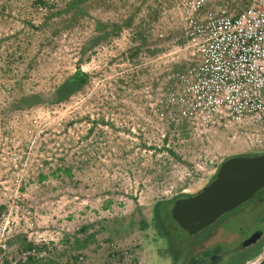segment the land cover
Masks as SVG:
<instances>
[{"label":"rangeland","instance_id":"1","mask_svg":"<svg viewBox=\"0 0 264 264\" xmlns=\"http://www.w3.org/2000/svg\"><path fill=\"white\" fill-rule=\"evenodd\" d=\"M6 1L0 34L18 33L26 51L25 84L0 83V213L13 210L3 264L34 240L51 249L27 264H66L81 254L102 263L113 247L130 245L140 264H202L251 234L259 216L228 224V212L191 239L167 213L164 225L154 217L156 202L198 192L228 157L264 152L248 135L264 132L260 124L199 125L167 103L175 68L197 57L184 39L182 0ZM253 1L210 0L204 15L235 14ZM78 65L91 82L55 101L56 86ZM33 93L43 101L12 104ZM262 202L264 191L236 214Z\"/></svg>","mask_w":264,"mask_h":264},{"label":"built area","instance_id":"2","mask_svg":"<svg viewBox=\"0 0 264 264\" xmlns=\"http://www.w3.org/2000/svg\"><path fill=\"white\" fill-rule=\"evenodd\" d=\"M210 0H182L184 39L196 49L195 61L177 74L167 103L179 117L204 125L260 124L264 129V0L231 15H204ZM163 115V113H161ZM172 115V113H171ZM249 135L264 146V132L253 128ZM13 210L0 213V250L13 230ZM22 248L9 264H27L45 258L49 241ZM109 258L96 263L88 254L70 258L66 264H140L135 246L113 247ZM264 259V246L255 263ZM0 264H3L0 256Z\"/></svg>","mask_w":264,"mask_h":264},{"label":"water","instance_id":"3","mask_svg":"<svg viewBox=\"0 0 264 264\" xmlns=\"http://www.w3.org/2000/svg\"><path fill=\"white\" fill-rule=\"evenodd\" d=\"M264 188V152L237 154L225 159L214 178L201 190L177 198L171 216L180 228L194 236L214 224L225 213L251 200ZM262 231L239 242L227 253L239 252L256 242ZM258 264H264V259Z\"/></svg>","mask_w":264,"mask_h":264},{"label":"trees","instance_id":"4","mask_svg":"<svg viewBox=\"0 0 264 264\" xmlns=\"http://www.w3.org/2000/svg\"><path fill=\"white\" fill-rule=\"evenodd\" d=\"M48 2V0H37V3L39 5L47 6ZM8 15V2L6 0H0V24L5 22L6 17ZM9 39H13V41ZM23 43L24 42L22 38L16 32L12 34H0V73H2L3 75L2 78H4V80L0 82L1 84L8 85L10 80H14L15 85L22 86L25 84L24 81L20 78V72L22 70L20 65L21 61L24 60L26 51V48ZM178 72L179 70L175 68L173 73L174 75H176L178 74ZM90 82L91 74L85 69H83L80 65H78L74 72L68 73L64 77V79L58 83L54 91V100L59 103L70 100L74 94L79 91H82ZM14 84H12L11 86H13ZM33 97H36V99L32 100ZM42 99L44 98H42L41 94H25L15 99L12 104L14 105L15 103H20L21 106H24V103H29L28 106L30 105L29 107H31L30 103L42 102ZM168 151L172 156H177V153L173 150V148H168ZM254 154L258 153H245V155ZM63 171L70 174L71 169L68 167H64ZM214 176L212 177V179L214 178ZM45 177L46 175H42V178ZM261 190L262 191L260 192V194L264 191V188ZM188 195L190 194L183 193L171 200H161L156 202L154 205V217L157 219L158 224L164 225L165 215L167 213L170 219L175 222L176 225L179 227L177 222L171 216V208L177 198ZM226 215L227 213L222 215L218 220L223 222V219ZM258 225L261 231H264V211L259 216ZM164 237H166L167 240H171L172 243H174L176 239L175 236H173V234L168 229L164 233ZM191 241L193 242L194 240ZM191 246L193 247L194 245ZM263 246L264 237L261 241H259L258 244L249 246L246 249L240 250L239 252L232 254V257L227 264H245L247 261L255 258L261 252ZM187 262L188 261H184L181 264H187Z\"/></svg>","mask_w":264,"mask_h":264},{"label":"flooded vegetation","instance_id":"5","mask_svg":"<svg viewBox=\"0 0 264 264\" xmlns=\"http://www.w3.org/2000/svg\"><path fill=\"white\" fill-rule=\"evenodd\" d=\"M262 189H263V188H262ZM260 195H261V194L256 195V197H253L251 200H249V201L243 203L242 205H240L239 207L235 208L234 210L229 211V214H228V212H227L228 216H229L230 214L233 215V214L235 213V217H234V218H230V221H228V222H229L228 224H230V223L233 222V221H239V222L241 221V222H245L246 220H248V219H247V216L250 217L249 219H252L253 216H260V214L264 211V202L261 203L262 205L260 204L261 206H260V205L257 206V208H255V210L252 209V210H249L248 213L243 212V213H241L240 215L236 214V213L239 212V210H237V209H239L240 207H242L244 204H247V203H253V202L258 201V198L260 197ZM235 210H236V211H235ZM219 221H220V220L216 221L214 224L210 225L209 227L215 225V224L218 223ZM223 222H224V220H223ZM223 222H222V223H223ZM219 224H221V223H219ZM209 227H207V229H208ZM260 231H261V229L259 228V225H258V223H257V226L254 227V228L252 229V232H251L250 235L255 234V233H258V232H260ZM250 235H249V236H250ZM249 236H247V237H249ZM247 237H246V238H247ZM263 237H264V231H262V234H261L260 237L257 239V241L254 242V243H252V244L249 245V246H253V245L258 244L259 241H261V240L263 239ZM189 238L191 239V238H193V237L189 235ZM243 240H244V239H243ZM190 241H191V240H190ZM240 242H241V241H240ZM249 246H247V247H249ZM247 247H246V248H247ZM246 248H245V249H246ZM230 249H231V248H230ZM228 250H229V249H224V250H222V251H220V252H213V253H211V254L207 257V261L209 262V264H227L231 258H229L228 261L226 260V258L229 257L230 255L234 254L233 252L227 253ZM242 250H243V249H242ZM236 253H237V252H236ZM189 258H190V257H189ZM207 261H205L204 263H206ZM204 263H202V264H204Z\"/></svg>","mask_w":264,"mask_h":264}]
</instances>
